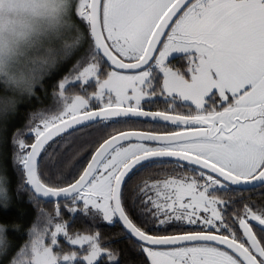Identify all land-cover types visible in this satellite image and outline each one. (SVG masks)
I'll return each mask as SVG.
<instances>
[{"label":"snow or ice","instance_id":"6c2138e0","mask_svg":"<svg viewBox=\"0 0 264 264\" xmlns=\"http://www.w3.org/2000/svg\"><path fill=\"white\" fill-rule=\"evenodd\" d=\"M76 14L91 38L89 49L75 65L74 79L58 82V92L76 81H94L98 90L68 96L55 114L42 115L28 130L33 143L19 135L12 140L18 149L13 164L23 173L30 201H58L54 214L39 211L33 231L39 228L43 238L32 241V264H97L101 256L117 264L116 254L101 247L99 233L72 238L65 223L55 222L64 201L82 202L86 214L94 210L103 221L118 219L139 242V264H264V0H76ZM175 52L188 54L190 79L166 66ZM156 68L164 76L160 98L191 101L195 114L145 110L157 97ZM216 96L219 111L206 105ZM130 119L185 130H120ZM78 126L84 131L67 138V152L47 151L54 138ZM84 152L86 166L66 177ZM4 162L0 151V166ZM150 169L156 171L127 184ZM249 186L260 190L261 202L241 198L239 210L231 198L217 195ZM171 227L200 230L167 234ZM60 236L87 255L61 254Z\"/></svg>","mask_w":264,"mask_h":264},{"label":"clouds","instance_id":"9594fccd","mask_svg":"<svg viewBox=\"0 0 264 264\" xmlns=\"http://www.w3.org/2000/svg\"><path fill=\"white\" fill-rule=\"evenodd\" d=\"M79 20L76 0H0V141L20 106L39 98L37 89H45L49 76L69 60L84 59L88 35ZM50 95L48 110H59L69 96L57 91ZM42 115H47L44 107L30 110L26 122ZM7 179L0 166V193L6 191ZM35 225L34 221L25 240L13 249L7 226L0 224V260L8 257L7 264H32V241L43 238L39 228L33 231Z\"/></svg>","mask_w":264,"mask_h":264},{"label":"trees","instance_id":"16d2710c","mask_svg":"<svg viewBox=\"0 0 264 264\" xmlns=\"http://www.w3.org/2000/svg\"><path fill=\"white\" fill-rule=\"evenodd\" d=\"M81 27L84 29L85 33L88 35V41L86 47L90 44V36L88 34L86 26L79 20L78 21ZM77 63L75 60H69L67 63L63 64L57 71H55L51 76H49L45 81V89L41 91L39 88L37 89L39 98H33L30 102L24 103L20 106L19 113L13 118L7 126V129L3 133V153L5 156L4 167L6 170L7 178L9 179V199L8 202L4 204H0V224H4L7 226V235L13 242V249L20 246V244L25 240V233L30 228V226L35 222L38 221L39 218V211L40 207L37 202H42L45 204H54L58 201H47L42 198H36L30 201V189H28L27 185H23L20 183V178L17 176L13 163H12V152L11 146L12 143V136L18 130H21L25 127L28 112L30 110H34L37 108L44 107L47 110V106H49V102L51 99V92L55 91L56 83L66 74L72 72L74 66ZM91 89L89 92L95 90V83H91ZM151 123H147L145 121H137V120H128L125 123L120 124L119 126L122 129L130 128L128 126L140 127L149 125ZM84 131L83 128L76 129L71 131L59 138L55 139L50 143L47 151L49 153L56 152L61 153L67 152V148H65V143L68 137H75L80 135ZM102 142V141H101ZM42 157L45 159L47 158L46 153H42ZM89 154L87 152L81 153L78 155L73 161V167H70L66 170L64 175L66 177H72L73 172L75 169H80L81 165L86 166L84 163L86 159H88ZM40 167V161L39 166ZM156 169H150L148 172H137L133 174L127 184L133 185L134 183H138L143 176L151 174L155 172ZM82 174V169H81ZM47 175H51V173H47ZM23 178V177H22ZM78 178V175L75 176ZM45 183H48L49 186H54L50 180L45 179L42 177ZM75 180L72 179L71 182ZM60 186H67L66 184ZM220 194H224L226 199H232L235 204L234 207L236 210L240 209V201L243 198V202L247 203L248 199L256 201L257 203L261 202V195L260 190L256 189H249L243 190L240 192L232 191V192H219ZM240 196V198H238ZM128 210L130 213L131 218L136 223H140V217L137 216V210L135 207L131 205L129 202ZM232 209H229L231 212ZM52 213V212H51ZM50 213V214H51ZM74 217V218H72ZM71 217V214L63 215V220L68 222V232L70 233H77V232H86V233H99L101 240L100 243L103 247L111 253L116 254L118 257L117 264H139V261L143 259V256L136 250L134 245H138L139 242L134 240L132 237L128 236L127 232L124 230L122 225L119 221L115 220L113 223H108L103 221L98 214L94 212V210H89V212L83 213L79 212ZM195 230V229H193ZM156 231V230H154ZM184 231H192L190 228L184 227H171L168 229L167 234H178ZM253 231L257 233V238H260L261 233L259 230L254 226ZM239 234V233H238ZM62 243V251H70L71 248L69 245ZM11 252L9 253V256ZM8 257H4L0 264H7ZM83 264H86L83 262ZM97 264H109L107 258L102 256L101 259L97 262Z\"/></svg>","mask_w":264,"mask_h":264},{"label":"rangeland","instance_id":"374dc122","mask_svg":"<svg viewBox=\"0 0 264 264\" xmlns=\"http://www.w3.org/2000/svg\"><path fill=\"white\" fill-rule=\"evenodd\" d=\"M177 55H187V54H185V53H179V52H175V53H172L169 57H168V59L166 60V66L169 68V69H171L173 72H177V69L176 68H173L174 67V64L172 63V57H174V56H177ZM184 60V59H183ZM179 63V62H178ZM156 71H158V72H161V70L159 69V68H156L155 70H154V75H156V77H157V79L156 80H154L153 81V83H154V85H156V93H157V96L159 97L160 96V92H159V88H160V85H161V78L155 73ZM181 71V70H180ZM182 72V71H181ZM77 73H76V71H75V66H74V68H73V70H72V72H70L69 74H66V75H64L63 77H61V79L60 80H62L64 77H68V79L71 81V80H73L74 79V77H75V75H76ZM164 77V76H163ZM164 79V78H163ZM186 79V78H185ZM59 80V81H60ZM58 81V82H59ZM58 82L55 84L56 85V87H55V91H59V89H58V87H57V84H58ZM90 82L92 83V81H89V83L87 84V85H83L80 81H76L75 83H72V84H70V85H68L67 87H66V89H65V92L69 95V96H74V95H88V96H90L91 95V93H93V92H95V91H97L98 89H97V87L95 88V90L94 91H91V92H89V90L91 89V84H90ZM162 83H163V81H162ZM165 97H168V95L166 94L165 95ZM216 99V100H215ZM215 99H213V100H210L209 101V104H213L215 107H216V110H222L221 108H220V103H221V101H220V99H217V98H215ZM177 100L178 101H180V102H184V103H190V104H193L194 106H195V104L193 103V102H191V101H182V100H180V98L177 96ZM162 101V100H161ZM90 103H93V102H91L90 101ZM154 103V102H153ZM206 103H207V101H206ZM151 105V103L148 105V106H150ZM160 105H161V109L160 110H158V111H166V110H168V109H170V108H172V109H177V110H180V111H183V110H185V109H187V110H190V108L189 107H186V106H182L180 103H175V105L174 104H172V101H167V103L165 102V101H162V103H160ZM196 107V106H195ZM91 110V109H90ZM47 111V114L48 115H53V114H55L56 113V109H51V110H46ZM36 123H38V121H34L33 123H31V124H28V123H26V125H25V127L23 128V129H21V130H18L17 132H15L14 133V135H19V138L20 139H24L25 140V142L26 143H33L34 142V140L33 139H31L30 137H29V135H28V130H29V128L31 127V126H34ZM118 127L120 128V130H124V131H128V130H139V131H149V132H155V133H161V132H163V131H166V130H168L167 129V127L166 126H163V125H158V126H156V125H153V124H149V125H145V126H140V127H136V125H134V126H128V127H130V128H127L126 127V129H122L119 125H118ZM13 135V136H14ZM13 136H12V140H13ZM3 142H2V144H0V151H3ZM10 148H11V152H12V156H13V153L14 152H16V151H18V149L17 148H15L14 146H13V143H11L10 144ZM125 146H127V145H125ZM12 163H13V160H12ZM13 167H14V170H15V172H16V174H17V176H19V178H20V183L22 184V185H25L24 183H23V173H22V171H20V169H19V166L18 165H14L13 164ZM179 173H176V175H178ZM187 175H192V173L191 172H187L186 173ZM8 187H9V179H7V189H6V191H4L3 193H0V204H4V203H6V202H8V199H9V189H8ZM217 195L221 198V199H225V200H227L226 199V197H224V194H220V193H217ZM238 198H240V196H238ZM38 203V205H39V207H40V210H43L44 212H46V213H48V214H50L51 212V214H54V212H55V207H56V204L57 203H54V204H45V203H42V202H37ZM61 203V209H60V219H59V221H55V222H61V223H65L66 225H67V231H68V222L67 221H65V220H63V215H65V214H71V217L73 216V215H75V214H77V213H79V212H83V213H85L82 209H83V204H82V202L81 203H77L76 205H72L70 202H67V201H64V202H60ZM65 203H67V205H68V208H72V207H75L77 210L76 211H74V212H69L67 209H65L64 207H63V205L65 204ZM50 214V215H51ZM72 218H74V217H72ZM39 219H41V217L39 216V218H38V220ZM116 220V219H115ZM114 220V221H115ZM113 221V222H114ZM106 222V221H105ZM113 222H108V223H113ZM190 229H192V231H194L193 229H195V231H199L200 229H198V228H190ZM94 234H96V232L95 233H86V232H77V233H70V232H68V235L70 236V237H72V238H74L76 235H94ZM60 240H62L64 243H66L67 245H69V247L71 248V250L70 251H62V243H61V241ZM46 243L48 242L47 240L45 241ZM58 244H59V248L58 249H56L57 251H60L61 252V254H70V253H72V252H76L77 253V255H78V257H80L81 258V260H82V257L84 256V255H87V253L86 252H84L83 251V249L82 248H80V246H72L71 244H70V242H69V240L68 239H66L65 237H63V236H60V237H58ZM101 247L103 248V249H105L104 247H103V245L101 244ZM102 257V256H101ZM101 257H99L98 259H97V262L101 259ZM1 261V260H0ZM86 263V262H85Z\"/></svg>","mask_w":264,"mask_h":264},{"label":"flooded vegetation","instance_id":"af4514ba","mask_svg":"<svg viewBox=\"0 0 264 264\" xmlns=\"http://www.w3.org/2000/svg\"><path fill=\"white\" fill-rule=\"evenodd\" d=\"M183 59H184V60H183ZM178 62H179V63H178ZM172 63L174 64V67H173V68H176L178 73H180L181 75H183L184 78H186V79H190V77H191V73L188 71V69L191 68L192 65H191L190 62H189V56H188V54H187V55H177V56L172 57ZM180 70H181L182 72H181ZM155 73L161 78V85H162V81H163V78H164L163 75L161 74V72H158V71H156ZM92 82L95 83L94 81H92ZM95 87H96V86H95ZM160 91H161V88H159V92H160ZM157 93H158V92H157ZM165 95H166V94H165ZM215 98L219 99V97L216 96V97H213L212 100L215 99ZM161 100H162V101H165V100H167V101H172L169 97H165V96H164L163 98H160V96H159V97L157 96V97L154 99V103L152 102L150 106H147V107L145 108V110H149V111H152V110H153V111H158V110H160V109L162 108L161 105H160V103H162ZM215 100H216V99H215ZM209 101H210V100H207L206 105L209 104ZM177 102L180 103L182 106L189 107L190 110L185 109V110H183V111H180V110L175 109L174 114L187 115V114H189V113H192V114H195V113H196L197 109H196V107H195L193 104L180 102V101H178V100H176L175 102L172 101V104L175 105V103H177ZM91 110H93V109H91ZM152 124H153V125H156V126H158V125L166 126L168 130L161 132L162 134H163V133H166V132H182V131L185 130V126L175 127V126H170V125L161 124V123H152ZM148 132H149V131H148ZM157 133H158V132H157ZM248 190H249V189H248ZM246 246H247V245H246Z\"/></svg>","mask_w":264,"mask_h":264},{"label":"water","instance_id":"95a60500","mask_svg":"<svg viewBox=\"0 0 264 264\" xmlns=\"http://www.w3.org/2000/svg\"><path fill=\"white\" fill-rule=\"evenodd\" d=\"M95 110V109H94ZM149 111V110H148ZM153 111V110H152ZM155 112V111H154ZM137 120V119H136ZM140 120H142V121H147V122H151V123H153L151 120H143V119H140ZM81 127H76L75 129H70L67 133H69V132H71V131H74V130H76V129H80ZM134 131H139V130H134ZM145 132H148V131H145ZM67 133H64V134H61V136H63V135H65V134H67ZM159 134H162V133H159ZM57 138H59V137H56V138H54V140L55 139H57ZM53 140V141H54ZM52 142V141H51ZM50 142V143H51ZM133 142H135V141H133ZM39 161H40V158H38V166H39ZM78 179V178H77ZM75 182V181H74ZM73 182V183H74ZM249 189H251V187L249 186ZM42 199H45V200H47V201H57V200H55V199H51V198H42ZM117 221H119L118 219H117ZM119 223L122 225V223L119 221ZM122 227L124 228V226L122 225ZM124 230L127 232V230L124 228ZM127 234H128V236H130V237H132L131 236V234L130 233H128L127 232ZM178 234H180V233H178ZM134 240H136L134 237H132ZM137 241V240H136ZM138 242V241H137Z\"/></svg>","mask_w":264,"mask_h":264}]
</instances>
